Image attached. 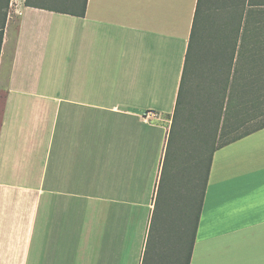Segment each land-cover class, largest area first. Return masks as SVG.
Instances as JSON below:
<instances>
[{
	"label": "crops",
	"instance_id": "crops-1",
	"mask_svg": "<svg viewBox=\"0 0 264 264\" xmlns=\"http://www.w3.org/2000/svg\"><path fill=\"white\" fill-rule=\"evenodd\" d=\"M1 1L0 264H264V127L186 164L191 246L164 181L197 0Z\"/></svg>",
	"mask_w": 264,
	"mask_h": 264
},
{
	"label": "rangeland",
	"instance_id": "rangeland-1",
	"mask_svg": "<svg viewBox=\"0 0 264 264\" xmlns=\"http://www.w3.org/2000/svg\"><path fill=\"white\" fill-rule=\"evenodd\" d=\"M232 9L233 8H229L228 5L225 6L223 4H220L218 9H213V13L209 17L207 24L205 21L203 22L198 35L195 36L192 43V45L204 43V46L209 47V49L200 50L196 59V65H189L187 67L181 93L183 104L178 110L175 123L176 129L174 130V135L172 136L167 150L165 162V173L167 177L164 176V181H166V178H170L172 182V198L179 202H190L188 200V187L185 183V166L189 161L198 159L200 156L201 159L198 170L200 174L203 175L211 149L216 144H219L239 132L252 128L264 120V116L253 120L245 119V121L238 125V129L233 131L232 129L228 130V126L227 128H222L221 125L216 122V117L213 116L216 106L212 105V103L217 97H219L218 100L221 98L223 92L221 83H223L224 79V74L219 65L222 64L223 60L221 51L213 49V46L222 48L225 43L226 36L224 37V35L227 34L225 31H230L229 29H231L232 26L229 25L231 21L230 17H232L229 15H233L234 13ZM223 22L228 23V26L225 25L226 28L222 26ZM193 57L195 58V55H193ZM247 65H249V63ZM237 67H242L241 69L244 70L243 76L241 77H245L248 80L255 76L254 68L253 71L248 70L247 72L246 65H237ZM242 70L239 72L242 73ZM256 70L258 71V67H256ZM242 82L243 79H240L239 74L232 82V84L235 83V87H232L231 91L235 90V93L239 94L241 91L240 89H242ZM257 86L260 87L261 82L258 83L257 81ZM216 91L219 92L218 96H216ZM246 94V96L249 97L252 95L249 92ZM195 129L196 131L202 130L203 135L198 134L195 136L193 134L197 133L194 131ZM179 130L181 131V135L179 134ZM227 131H229L228 135L224 136ZM161 192L162 194L164 193V185L161 187L160 199L163 198ZM194 212L195 210L192 211V213ZM185 213H188L187 210ZM188 215L189 216H186L187 221L185 224L186 239H188V236L189 238L191 237L193 223L192 214L188 213Z\"/></svg>",
	"mask_w": 264,
	"mask_h": 264
},
{
	"label": "trees",
	"instance_id": "trees-1",
	"mask_svg": "<svg viewBox=\"0 0 264 264\" xmlns=\"http://www.w3.org/2000/svg\"><path fill=\"white\" fill-rule=\"evenodd\" d=\"M2 4L3 3L0 0V6H2ZM220 4L225 6L228 5L229 8H233L232 11H234V13L233 15H229L232 16L230 17L231 21L229 24L232 26L231 29H229L230 31H225L227 34H225L224 37L226 36L227 38L225 37V43L222 48L219 49V51H221V56L223 57L222 64H219L224 74L223 83H221V89L223 92L222 95L220 93L221 98L218 100L219 97L216 98V96L219 95V92L216 91V99H214L212 103V105L216 106L213 116L216 117V122L219 123L222 128H227L228 126V130L232 129L234 131L235 129H238V125L245 121V119L253 120L264 116V0H197L190 36V46L192 45L195 36L198 35L203 22L205 21L207 24L209 17L213 13V9H218ZM6 6L7 4H4L3 7H0V43L6 17V10L4 7L6 8ZM225 25L228 26V23L223 22L222 26H224V28H226ZM247 62L250 66L247 65ZM242 64L247 66V72L248 70L253 71V68L255 69V76L253 78L247 80L245 77H241L243 76L244 70L241 69L242 67L238 68L237 65ZM256 67H258V71L256 70ZM241 70L242 73L239 72ZM239 74L240 79H243V82L241 83L242 89H240V93L237 94L235 93V90L231 91V88L235 87V83L232 84V82L237 76H239ZM184 78L185 65L180 80L174 111L171 117L168 145L174 135V130L176 129L175 123L178 110L183 104L181 93ZM257 81L258 83L261 82L260 87L257 86ZM246 91L252 94L251 97L246 96ZM262 127H264V120L252 128L246 129L225 139L218 145L241 138ZM194 131H196V129ZM196 132L197 133H192L195 136L198 134L203 135L202 130H197ZM228 133L229 131H227L224 136L228 135ZM179 134L181 135L180 130ZM213 148L211 149V152ZM211 152L206 165L205 177L208 173ZM197 187L198 183H191L190 188L188 189V200L190 202L187 203L190 207V213L193 216L190 246L192 245L193 234L196 228L197 217L203 196V178L201 179L199 192H197ZM193 210H195L194 213H192ZM187 263L188 255H186L185 258V264Z\"/></svg>",
	"mask_w": 264,
	"mask_h": 264
},
{
	"label": "built area",
	"instance_id": "built-area-1",
	"mask_svg": "<svg viewBox=\"0 0 264 264\" xmlns=\"http://www.w3.org/2000/svg\"><path fill=\"white\" fill-rule=\"evenodd\" d=\"M143 118L144 119H158L159 118V114L156 111L153 110H147L143 113Z\"/></svg>",
	"mask_w": 264,
	"mask_h": 264
}]
</instances>
